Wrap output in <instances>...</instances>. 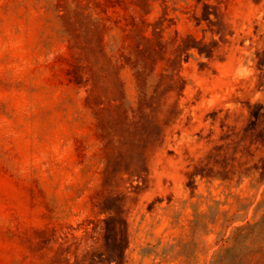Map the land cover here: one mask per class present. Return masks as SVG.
<instances>
[{
  "label": "rangeland",
  "instance_id": "1",
  "mask_svg": "<svg viewBox=\"0 0 264 264\" xmlns=\"http://www.w3.org/2000/svg\"><path fill=\"white\" fill-rule=\"evenodd\" d=\"M0 264H264V0H0Z\"/></svg>",
  "mask_w": 264,
  "mask_h": 264
}]
</instances>
